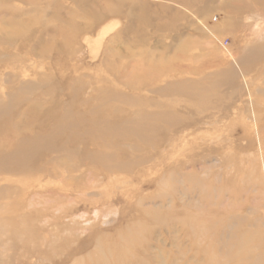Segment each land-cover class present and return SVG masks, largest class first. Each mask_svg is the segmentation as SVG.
Instances as JSON below:
<instances>
[{
    "label": "rangeland",
    "instance_id": "rangeland-1",
    "mask_svg": "<svg viewBox=\"0 0 264 264\" xmlns=\"http://www.w3.org/2000/svg\"><path fill=\"white\" fill-rule=\"evenodd\" d=\"M0 104V264H264V0H0Z\"/></svg>",
    "mask_w": 264,
    "mask_h": 264
},
{
    "label": "bare ground",
    "instance_id": "bare-ground-1",
    "mask_svg": "<svg viewBox=\"0 0 264 264\" xmlns=\"http://www.w3.org/2000/svg\"><path fill=\"white\" fill-rule=\"evenodd\" d=\"M27 91H28V89H27ZM35 106H36V104H34V108L32 107V110H29L30 118L28 120H26V123L22 124L20 122V124L23 125V127L26 130H29L32 126H35V123L37 122L38 118L35 116L36 115V107ZM5 107L6 106H4L3 104H0V117H2L1 115H4L6 113ZM50 118H52L53 121L55 119V123L53 124V126H51L49 131L43 130L44 133H38L35 135H30V136L27 135L28 138H26L25 140L20 142L18 144V146H16V147H18L16 149V151H19L21 149H25L27 151L26 152L27 155L26 156L24 155L25 159L29 156L33 157L32 155L36 152L37 149H41V148L46 149V146L49 147L51 144H53V142L59 136H61L62 142H61V140L57 139L58 142L56 140L54 143L59 145V143L61 142L60 143L61 145L59 147L60 149L62 148L63 145L65 146L66 143L74 144L80 138L78 127L79 128L81 127L82 122L79 121V124H81V125H79L78 123L76 124L74 121L68 120L69 117L66 113L63 115H52V117H47L45 119V121H47ZM143 124L145 125L144 127H146V129L144 128L145 131H143L139 134V142L149 141L152 138V132H150V130H154V129L158 128V127H156V125H153V124L151 125L146 121H144ZM15 125L13 124L14 128L17 129L19 127V125H17V126H15ZM85 125H87L86 122L84 123V126H82V127H83V130L87 131V126H85ZM106 127L108 128L107 124L106 125L104 123L100 124L99 130H97L93 134L90 133V135L92 137L91 136H88V137L92 138V141H96L97 137L100 136L102 133H104V131L107 130ZM52 128H53V130H52ZM146 130H148L149 132ZM98 139H99V137H98ZM99 140H102V139H99Z\"/></svg>",
    "mask_w": 264,
    "mask_h": 264
}]
</instances>
